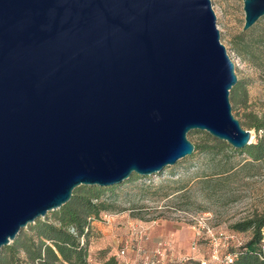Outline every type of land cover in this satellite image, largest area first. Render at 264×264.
<instances>
[{"label": "water", "instance_id": "obj_1", "mask_svg": "<svg viewBox=\"0 0 264 264\" xmlns=\"http://www.w3.org/2000/svg\"><path fill=\"white\" fill-rule=\"evenodd\" d=\"M236 82L210 0H0V251L77 187L191 155L192 131L251 144Z\"/></svg>", "mask_w": 264, "mask_h": 264}, {"label": "rangeland", "instance_id": "obj_2", "mask_svg": "<svg viewBox=\"0 0 264 264\" xmlns=\"http://www.w3.org/2000/svg\"><path fill=\"white\" fill-rule=\"evenodd\" d=\"M210 1L220 40L237 75L230 90L232 113L250 132V145L264 147V15L243 30V0ZM241 40L251 45L254 61L236 51L235 43ZM187 138L196 146L191 155L150 176L133 174L103 193L101 199L111 207L92 221L83 238L89 264L115 256L124 244L134 246L132 255L138 247L150 251L158 241L166 243L162 264H194L213 250L211 233L233 234L243 244L250 239L251 230L240 232L233 226L264 209V157L254 160L244 149L205 131L195 130ZM104 213L113 214L109 222L102 220ZM196 219L206 223L200 235H196ZM134 226L146 228L148 238H137ZM231 244L225 248L221 242L218 249L231 251Z\"/></svg>", "mask_w": 264, "mask_h": 264}, {"label": "trees", "instance_id": "obj_3", "mask_svg": "<svg viewBox=\"0 0 264 264\" xmlns=\"http://www.w3.org/2000/svg\"><path fill=\"white\" fill-rule=\"evenodd\" d=\"M235 49L244 59H252L251 45L248 42L237 41ZM255 127L259 128L258 125ZM243 151L254 160L264 157V147L259 143L249 144ZM115 186L77 187L71 199L51 212V216L46 214L44 218L36 219L23 228L10 244L3 246L0 264H89L87 240L83 238L88 235L92 221L111 207L101 197L105 191ZM263 228L264 209L251 218L234 224V230H251L252 236L243 245L231 249L236 255L232 264H264ZM101 264L117 263L115 257L110 256Z\"/></svg>", "mask_w": 264, "mask_h": 264}, {"label": "built area", "instance_id": "obj_4", "mask_svg": "<svg viewBox=\"0 0 264 264\" xmlns=\"http://www.w3.org/2000/svg\"><path fill=\"white\" fill-rule=\"evenodd\" d=\"M113 214L110 213H104L102 216V220L105 222H109L110 217ZM196 235H200V227H202L204 224V220H197L196 219ZM133 226V223L131 224V227ZM210 231V229H207ZM133 232L139 239H147V229L143 228L142 226L133 227ZM212 242L214 244V248L211 251L210 255L207 258L198 259L196 264H232L235 259V253L234 251H228L225 253H221L218 249L219 243H223V246L225 245V248H228L231 244V247L237 248L243 243L241 240H238L233 234L226 235L223 232H218L217 235L210 234ZM220 241V242H219ZM262 243L264 246V228H263V239ZM134 246L132 244H124L121 246V248L116 252L115 259L117 264H162L160 262V257L163 254V250L166 249V243L162 241H158L155 246L148 252H145L142 248H136V252L138 256L136 258H131L129 256L130 251H134L132 248ZM191 258H182L180 261L186 262L190 261Z\"/></svg>", "mask_w": 264, "mask_h": 264}, {"label": "crops", "instance_id": "obj_5", "mask_svg": "<svg viewBox=\"0 0 264 264\" xmlns=\"http://www.w3.org/2000/svg\"><path fill=\"white\" fill-rule=\"evenodd\" d=\"M132 253H133V252H132ZM129 254H130V253H129ZM136 254H137V252H135V254H132V255L130 254V255H131L130 257H131V258H136V257L138 256V254H137V256H136Z\"/></svg>", "mask_w": 264, "mask_h": 264}]
</instances>
